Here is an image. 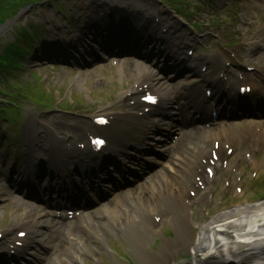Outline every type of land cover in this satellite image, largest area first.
Returning <instances> with one entry per match:
<instances>
[{"label":"rangeland","instance_id":"obj_1","mask_svg":"<svg viewBox=\"0 0 264 264\" xmlns=\"http://www.w3.org/2000/svg\"><path fill=\"white\" fill-rule=\"evenodd\" d=\"M23 1H27V0H13L12 4L9 3V5L17 6L21 3L23 4ZM30 1L31 0L27 2H30ZM68 1H71V2L75 1L74 5L72 6L74 10H76L77 6L79 7L81 3H82V6L86 8L88 5H91L90 3L86 2V0H84L83 2H81V0L80 1L79 0L77 1L68 0ZM119 1L122 2V4L125 7L129 6L131 8L134 3L141 4V2L145 0H119ZM149 1L150 3L156 2V0H149ZM187 1L193 5V7H191V9L193 10L196 9L197 7H203L204 15L212 14L214 11L211 8L221 5V3L212 4L208 2L207 0H187ZM111 2L112 0H107V4L110 5ZM67 4L65 5L66 9L68 8ZM254 5L255 4L253 5L244 4L241 1L240 7L243 11V14H241L238 10L236 11L237 13L235 15H232V21H234L236 24H239L238 21L242 20L241 22L245 23V24H242V27L246 28V24L248 25V27L245 30H249V32H251V36L248 35V37L246 38L247 43L251 41H259L260 33L262 30H264V14L261 10L262 8L260 9V5L258 6H254ZM184 7L185 9H187L186 6ZM39 8L41 9H39L34 14L30 13L26 18H24L20 23L21 25L16 26L14 34L13 32L8 33L9 32L8 29L5 30L2 28L3 30L0 33V44L2 43V47L0 48V55L2 54L3 50L6 47H8L9 43L12 42L13 38L15 37V33L19 31L20 28H24V29L27 28L28 25L30 24V21H38L40 23H46L47 30L49 32L47 36L49 41L50 42L56 41L54 42L56 44L55 46H51L46 52L43 51V53L41 52L42 48L38 49V47H36L38 52H40L39 53L40 58L36 59V57L33 56L27 59L28 60L26 62L27 64H25L26 71H24L23 76L22 77L20 76L18 79H16L17 81L11 80L12 83L17 82L18 86L24 87V89L27 88L28 85H32L35 81L40 80L41 90L40 92H38L40 94H38L37 96H39L41 99H43L44 97L45 98L48 97L46 99V102L51 103V104H47V107H50L49 108L50 110H47L45 113H41V110L38 106L33 105V104L31 106H28L22 103L21 105L23 106V108L21 107V109L23 111L22 110L21 111L25 115L26 127L29 128L28 125H35L36 122L41 126V131H43V133L45 134L43 135V137H41V141L45 142V141H48V139H54L55 137H63L61 133L62 132L65 133V130L70 127L80 129L82 124H84V126H87L89 123V114H88V111L86 110L88 109V106H90L89 109H93L95 107L107 108V102L109 101V99L108 98L106 99V97L103 98L102 94L104 93H100V91L104 88H107L105 86L108 84L110 85L112 84L111 89L112 87H116V89L120 88L123 91H126L127 88L132 85L130 76L134 75L135 73L133 71V68L130 67V65L129 66L124 65L123 70H124L125 80L120 85L118 84V80L116 77V76H120V72H118L117 70L113 68L111 69V67H108V68L102 67V68L97 69L95 67H99V65L97 62H95V65H94L95 67L91 70V72L87 73V76L83 75V78L81 77L83 79V80L81 79V81H84V84H81V86H83L85 90L82 89L80 86H77L76 84H74V82H76V76L74 75L75 74L74 71H70V70L63 71V70L57 69L54 67L55 65L50 64V60L43 58V56L46 57L47 54L48 55L53 54V57L58 58V60L61 61L60 60L61 57L59 56V54L62 51V46L59 45L57 41L62 40L65 37V32L68 29L64 27L65 26L64 23L54 24L55 23L54 21H56L57 16L54 15V12L52 9H44L42 7H39ZM156 8L160 11L165 10L164 7L162 6L161 7L156 6ZM79 9L81 10V8ZM67 12H68V9H67ZM253 13H258L261 19L259 22V25L250 24V21H254L256 19ZM82 15L84 17V13ZM215 15L217 16L218 19L220 18L219 14L215 13ZM71 17L72 16L69 13H67V15L65 16L67 21ZM198 20L202 21V19L200 18L195 19V21H198ZM207 26L203 27L202 32L208 31L210 26L208 27ZM232 29H235V27H232ZM7 33L8 35H6ZM56 34H58L59 36H56ZM69 38L73 39L74 42L75 40H77V37L75 35ZM44 43L47 44L46 37L44 39ZM36 49L34 48L35 54H37ZM232 62L233 61H231V63ZM258 62H259L258 67H260L261 69L262 68L264 69V58L258 59ZM48 66H52V67L47 68ZM262 76H264V72ZM114 77L116 78L114 79ZM8 88H11V87L8 86ZM17 91H18V88H17ZM48 94L50 95V97L48 96ZM8 100L9 98L7 97L0 98V101L4 103ZM4 105L5 107H8V104H4ZM74 111H78V112L75 113ZM38 124H37V127H38ZM249 126L239 125V126H236L235 128L238 131H241L243 129V131L246 132L250 128ZM4 153L7 154L8 151ZM0 169L3 171V173L5 172L6 174V171H4L5 169L4 166L0 165ZM247 170L249 172L247 182H249L252 169L248 166ZM261 173L264 177V160L262 161V172ZM262 175H260L259 178ZM234 178L235 177H233L232 184H234L235 182ZM262 179L264 180V178ZM247 195L248 194L244 193L243 196H238V197L235 196L232 198L228 196L227 204L230 202L235 205V208H232V211H245L246 212L247 211L246 208L248 207V205L252 204L249 201H247ZM5 199H6V196L4 195V192L0 191V230H11L18 223L26 222L28 220L33 219V215L29 216L28 214L29 212H27V210L29 209H27L26 207L25 208L20 207L19 209H17L16 202L11 201L10 203H7ZM220 201L222 202V198L219 196L218 199L217 198L214 199L213 205L210 204V206L213 207L209 210L210 214L218 213V211L220 210V207L218 208ZM200 206L201 205H196V211L198 214L195 215L194 223L197 225L193 224L195 236H196L195 239H197L198 235H202L201 232L207 228V225L210 222L208 220H211L213 218L212 217L208 219L206 215L207 210L204 212L201 211ZM250 207H253V206H250ZM254 212L252 211V213L255 215L264 213V211L263 212L258 211L257 213H254ZM242 216L245 217V214ZM262 216L263 215H261V217ZM243 217H241L242 220L244 219ZM167 232L169 234V230H167ZM234 232L235 231H232V236L235 239L236 233L234 234ZM108 235L109 236L107 237L108 239L106 241V244L113 245L114 243L113 247H115V250L119 251L117 255L112 252L108 253L109 254L108 255L105 252L106 248L103 242L100 240V238L95 239V240L94 239L87 240L83 237V235H80L79 233H77V236L78 238H80L81 242L85 243V247L87 248V253L84 255L83 258H81V260L74 262V264H127L126 262L122 260V254H127V253L130 255V258H133V260H135L134 261L135 264H140L139 262H137L134 256L131 255V253L127 252L128 248L131 246L128 241L125 244L126 250H123V249L121 250L120 246L123 244L121 240L125 238V236L123 235V232L119 231L115 235L110 234L108 232ZM14 237L15 236L13 235L11 237V240H13ZM69 244H70L69 239L67 237H63L62 235V239L60 241V244L58 245L59 246L58 251H56L53 258H49L48 264H59L58 258L61 257L64 251H67V247L69 246ZM2 245L4 246V243L0 244V247ZM103 252H105V255H103ZM186 255L189 256L187 252L185 253L183 251L175 250V252L173 253V256L171 257L173 259L171 263L172 264H190L191 260L184 259L186 258ZM180 260H184V262L181 261L180 263H178ZM60 264H63L62 260L60 261Z\"/></svg>","mask_w":264,"mask_h":264},{"label":"bare ground","instance_id":"obj_2","mask_svg":"<svg viewBox=\"0 0 264 264\" xmlns=\"http://www.w3.org/2000/svg\"><path fill=\"white\" fill-rule=\"evenodd\" d=\"M143 8V7H142ZM124 23V21H122ZM123 26V25H122ZM124 27V26H123ZM144 75L146 77H149L150 74L148 72H145ZM234 78L236 75V72H232L231 74ZM140 80V78H139ZM254 85H257V81H250ZM161 91L165 90V84H162V86L159 88ZM127 122V119H125ZM124 127L127 128H133L131 129L130 133L127 135V138L130 141V144L133 143V140L136 138V136L141 135L140 132L136 133L135 130L138 128V125L134 122L132 123H126L124 124ZM136 128V129H135ZM203 134H197V140L195 142H192L191 135H183L182 139L178 143V147L176 148L177 153L175 155H181V153H187L191 158H194L195 156L197 159L192 162L191 169H185L184 171H181V175H183V178L185 176L193 177V174L191 170H195L198 159L201 158L204 154L201 152L198 145L203 147L208 144V141H211V139L214 140L215 136L218 134L217 130L215 131H204ZM229 136L235 133L234 130H229L227 133H230ZM210 138V139H209ZM209 139V140H207ZM191 146H197L195 148H199L200 152L197 153V150H194L193 152H190ZM143 150V146L141 148V151ZM33 163H37L36 161H33ZM44 166L42 167V169ZM197 169H200V167L197 166ZM196 169V170H197ZM171 179H176L175 177H171ZM151 184L149 187L148 184L144 185L145 191H148L146 193L145 197L142 198L140 194H138L137 190L134 194L128 193L123 194V196L119 200V204L122 206L115 209L113 211V220L111 222L105 221V222H98L94 221L93 219H87L82 218L81 221H79V226L83 227V229L78 228V232L82 235L85 239L90 240L92 238V233L90 232L91 228L89 225H92V222H97L96 225L98 227L101 226L100 230L103 231L102 225L106 224L109 228V230L113 233L118 232L120 229L127 233L129 238L132 240L133 247L135 250V255L139 256L144 263L148 264H169L170 263V252L175 247L173 244L168 245L165 249H163L158 256H156L154 259H149L145 256L146 247L148 246L149 242L153 240L155 237H161L164 231V222L169 221L173 225L176 235H177V241H175V245L177 247H183L184 249L188 250L190 246L193 245L194 242V235H193V227L191 224V221L188 219L186 214L189 210V204L193 202L190 200V198L187 197L186 194H184L183 191L179 193H174V190H169V186L171 184V180L169 182L168 188H166V182L164 181L163 175L155 174L152 176ZM190 186L195 189L198 193V200H203L208 198V185L206 184V191H202L200 188L195 187L193 184H190ZM163 189V191H161ZM186 192H188L187 188ZM168 198L169 201L166 199ZM165 202V207H160V202ZM191 201V202H190ZM161 208V209H159ZM159 210H161L159 212ZM102 214H105L104 211H102ZM106 215V214H105ZM185 215V216H182ZM238 215H230L229 219H233ZM156 219H161L163 222L161 225L157 224ZM262 219V218H261ZM261 219L257 218V221L255 224H258L262 221ZM91 222V223H90ZM230 223L227 225L228 228L232 229L236 226L232 223V221H229ZM254 223V222H253ZM253 223L244 225L241 223L242 228H248L250 229V233H253L256 235V237H259L261 232H257L258 229L254 227ZM264 223V222H263ZM262 223V225H264ZM39 223H34L32 225H21V228H26L28 231L33 230V233L38 234L44 238V233L41 231H36L37 225ZM259 224V226H262ZM257 229V230H256ZM29 232V234L31 233ZM216 232L215 229H207L205 231L204 236H202L203 242L198 244V247L196 248V253H203L205 252V247L208 249L210 248L211 244V238L208 237L211 233ZM34 235V234H33ZM95 239V238H94ZM16 243V240L14 241ZM217 243L218 242H214ZM261 244L259 245V248H261ZM87 253V250L83 248L82 245L79 247H76L74 250H70L67 247V251H64V253L61 255V260L63 261V264H74V262L81 260V258L84 257V255ZM248 260V259H247ZM255 260V258H253ZM261 261V260H260Z\"/></svg>","mask_w":264,"mask_h":264},{"label":"trees","instance_id":"obj_3","mask_svg":"<svg viewBox=\"0 0 264 264\" xmlns=\"http://www.w3.org/2000/svg\"><path fill=\"white\" fill-rule=\"evenodd\" d=\"M13 0H0V24L4 23L9 17L15 15L17 10L23 6V4H19L17 6H10Z\"/></svg>","mask_w":264,"mask_h":264}]
</instances>
